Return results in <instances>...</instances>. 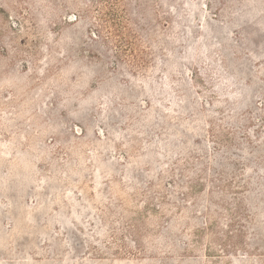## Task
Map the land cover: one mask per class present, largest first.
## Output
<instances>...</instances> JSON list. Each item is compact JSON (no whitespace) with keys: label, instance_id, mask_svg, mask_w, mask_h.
Instances as JSON below:
<instances>
[{"label":"rangeland","instance_id":"rangeland-1","mask_svg":"<svg viewBox=\"0 0 264 264\" xmlns=\"http://www.w3.org/2000/svg\"><path fill=\"white\" fill-rule=\"evenodd\" d=\"M0 264H264V0H0Z\"/></svg>","mask_w":264,"mask_h":264}]
</instances>
